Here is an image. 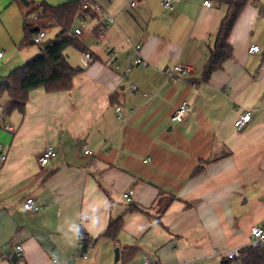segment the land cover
<instances>
[{
	"label": "crops",
	"instance_id": "1",
	"mask_svg": "<svg viewBox=\"0 0 264 264\" xmlns=\"http://www.w3.org/2000/svg\"><path fill=\"white\" fill-rule=\"evenodd\" d=\"M70 1L0 0V80L62 31L34 8ZM204 1L173 0L168 11L163 0H93L96 17L64 51L71 88H37L23 111L0 110V264H231L226 254L248 247L252 228L264 225V0L245 6L229 38L233 56L209 80L203 69L227 6ZM106 15L115 23L97 44ZM41 30L47 38L34 44ZM127 39L144 40L148 65L125 74ZM252 45L260 51L250 54ZM109 46L120 52L119 69ZM176 64L193 74L170 82ZM185 100L191 110L177 123ZM246 112L250 122L237 130ZM46 146L57 155L41 169ZM27 198L37 213L24 209ZM118 219L116 237L103 238ZM80 239L88 258L75 261Z\"/></svg>",
	"mask_w": 264,
	"mask_h": 264
},
{
	"label": "trees",
	"instance_id": "2",
	"mask_svg": "<svg viewBox=\"0 0 264 264\" xmlns=\"http://www.w3.org/2000/svg\"><path fill=\"white\" fill-rule=\"evenodd\" d=\"M85 1L89 10L82 12L81 4ZM93 0H76L57 6L40 4L33 12L41 10L40 16H52L56 19L62 31L49 41V46L43 48L40 55L27 62L22 68L13 72L7 78L0 80V97L7 96L8 100L3 110L4 116L13 111H23L28 100L29 92L44 87L49 92L69 90L75 70L64 62V51L77 44L76 38L70 36L74 20L83 15L96 17L92 9ZM258 5V0H219L227 6L226 14L214 37L209 56L206 59L203 78L209 80L211 75L220 70L224 63L232 58L233 48L229 42L231 32L249 2ZM121 219L112 222L102 234L103 238H115L122 229ZM84 246L88 239H84ZM84 251V250H83ZM242 264H264V251L250 247L241 250Z\"/></svg>",
	"mask_w": 264,
	"mask_h": 264
},
{
	"label": "built area",
	"instance_id": "3",
	"mask_svg": "<svg viewBox=\"0 0 264 264\" xmlns=\"http://www.w3.org/2000/svg\"><path fill=\"white\" fill-rule=\"evenodd\" d=\"M163 7L168 10V11H173L174 9V5H173V0H163L162 2ZM129 5L132 7L135 5L134 1H131L129 3ZM212 3L210 0H205L204 1V6L206 7H211ZM92 8L94 10H98L97 6H92ZM81 9L82 12H85L87 10H89V5L83 1L81 4ZM40 14H36L35 18H39ZM89 16L86 15L85 13L79 17L76 18L77 22H78V26L72 30L70 32V36L73 38H79L80 36H82L86 30V19ZM106 18V23L108 25L102 26L99 30H98V36L96 38V43L100 44L102 42L101 39V35H103L106 31V29L109 27V24L112 25L114 24V19L111 18L110 16H105ZM47 38V33L44 30L39 31L38 33H36L33 36V42L34 44H42ZM126 44L131 45V52L126 56L127 60H128V65L125 68V74H128L131 71V68L133 66H143L146 67L148 65V62L143 58L142 56V49L144 46V40H140L139 42L135 43V44H131L130 40L127 39ZM106 51L108 53V62L110 64H114L116 69L120 68V64L117 63L118 59H119V50L113 48V47H107ZM260 51L259 46L256 45H252L249 48V53L250 54H255L258 53ZM3 54L0 53V59H2ZM85 58L86 59H91V54L90 53H86L85 54ZM193 74V69L189 66H183L181 64H176L173 67L169 68L166 70V75L167 78L170 82H176L178 79L180 78H184V77H189ZM131 89L133 92L137 91V87L132 85ZM0 110L3 111V107L0 106ZM191 108L189 105L188 101H183L179 107L177 108L175 114L173 115V121L180 123L184 120V118L188 115V113L190 112ZM116 112L119 115V117H121V108L117 107L116 108ZM251 119V113L250 112H246L244 113L239 119H237L234 123V126L237 130H242L249 122ZM7 131H12L13 129L11 128V126H6L5 128ZM1 149V146H0ZM85 154H91L90 150H85ZM57 155V151L55 149V147L53 146H46L44 148V150L42 151L41 155L38 158V164L41 167V169H45L46 167H48L51 163V161L56 157ZM1 161H5L6 160V155H1L0 157ZM134 191L131 189L128 192L124 193V198L127 201H130L131 196L133 195ZM24 209L30 212H34L37 213L41 207H39L35 201V199L33 198H27L24 202ZM248 247L253 248V249H259L264 251V225H260V226H255L252 228L251 230V238H250V242L248 244ZM23 251L22 246H17L16 247V253L17 255H20ZM80 258H88L87 254L84 253L83 251V244H82V240L80 239L78 244H77V248L75 251V255H74V260H78ZM242 254H241V250L240 249H235L232 250L230 252H228L226 254V259L229 263H236V264H242ZM59 262L58 259H54L53 260V264H57ZM143 264H157L155 262H151V261H144Z\"/></svg>",
	"mask_w": 264,
	"mask_h": 264
},
{
	"label": "water",
	"instance_id": "4",
	"mask_svg": "<svg viewBox=\"0 0 264 264\" xmlns=\"http://www.w3.org/2000/svg\"><path fill=\"white\" fill-rule=\"evenodd\" d=\"M49 46V42H45L44 44H43V48H47ZM115 253H116V259L119 257V250L118 249H116V251H115ZM16 255V254H15ZM15 255H14V257H15Z\"/></svg>",
	"mask_w": 264,
	"mask_h": 264
},
{
	"label": "rangeland",
	"instance_id": "5",
	"mask_svg": "<svg viewBox=\"0 0 264 264\" xmlns=\"http://www.w3.org/2000/svg\"><path fill=\"white\" fill-rule=\"evenodd\" d=\"M91 22H92V18L91 17H88L86 19V26H89ZM86 29H87V27H86ZM52 37H53L52 39H54L56 36H52ZM231 264H236V263H231Z\"/></svg>",
	"mask_w": 264,
	"mask_h": 264
}]
</instances>
